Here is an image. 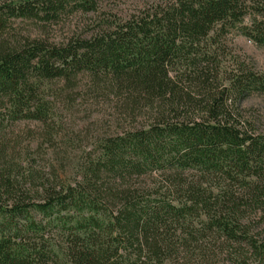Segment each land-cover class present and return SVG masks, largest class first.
I'll return each instance as SVG.
<instances>
[{"label":"trees","instance_id":"16d2710c","mask_svg":"<svg viewBox=\"0 0 264 264\" xmlns=\"http://www.w3.org/2000/svg\"><path fill=\"white\" fill-rule=\"evenodd\" d=\"M100 3L0 0V264H264V132L243 107L264 76L227 41L264 47V0H144L88 37L13 34ZM79 77L130 125L67 178L17 126L53 141L47 86Z\"/></svg>","mask_w":264,"mask_h":264},{"label":"rangeland","instance_id":"374dc122","mask_svg":"<svg viewBox=\"0 0 264 264\" xmlns=\"http://www.w3.org/2000/svg\"><path fill=\"white\" fill-rule=\"evenodd\" d=\"M144 0H101L98 13L73 15L61 23L44 30L30 21L14 23V35L46 38L63 42L72 37H88L105 19L124 20L133 14ZM227 41L236 55L245 58L255 72L264 76V47L251 42L239 33L231 34ZM76 86L54 82L47 86L53 107L55 135L53 141L40 137L41 127L35 123H22L17 130L23 139L36 137L34 148L43 143L50 164L64 167L63 177L74 178V169L86 153L94 148V141L129 127L128 121L116 106V100L90 88L88 78L79 77ZM244 109L253 117L258 132H264V92L251 95ZM33 131L35 135L30 134ZM62 172V171H61Z\"/></svg>","mask_w":264,"mask_h":264}]
</instances>
